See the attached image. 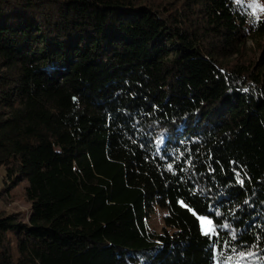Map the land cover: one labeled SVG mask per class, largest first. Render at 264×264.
<instances>
[{
  "label": "trees",
  "instance_id": "1",
  "mask_svg": "<svg viewBox=\"0 0 264 264\" xmlns=\"http://www.w3.org/2000/svg\"><path fill=\"white\" fill-rule=\"evenodd\" d=\"M247 1L0 0V264H264Z\"/></svg>",
  "mask_w": 264,
  "mask_h": 264
},
{
  "label": "rangeland",
  "instance_id": "2",
  "mask_svg": "<svg viewBox=\"0 0 264 264\" xmlns=\"http://www.w3.org/2000/svg\"><path fill=\"white\" fill-rule=\"evenodd\" d=\"M247 2L252 5L253 10L256 12L258 16L264 13V3L260 2V0H248ZM248 43L249 45L253 44L251 40H249ZM4 175H5V170L2 168L0 169V184L2 183V178ZM21 192H22V187L12 188V193H16V195L12 199L11 203L9 204L1 203V207L6 209L8 212H20L22 214V217L27 219L29 214L28 211H30V205L27 202V200L22 198ZM166 213H167L166 209L161 207H156L153 213H151L148 220L150 227L162 233L165 227V221L163 219ZM200 217L205 218L203 221L200 220L201 226H203L204 230L211 231L213 234L214 231L212 230L214 229V226L212 223L211 224L208 223V221L211 220L205 216H200Z\"/></svg>",
  "mask_w": 264,
  "mask_h": 264
},
{
  "label": "snow or ice",
  "instance_id": "3",
  "mask_svg": "<svg viewBox=\"0 0 264 264\" xmlns=\"http://www.w3.org/2000/svg\"><path fill=\"white\" fill-rule=\"evenodd\" d=\"M168 168H169V170H171L172 165L169 164V165H168ZM237 177H238V182H239L241 185H243L244 181H243V179H239V174H238V173H237ZM180 203H181L182 206H186V205H184V202H183V201H180ZM204 219H205L204 217H200V220H201V221H203ZM208 223L211 224L212 221H208ZM229 227H230V226H229L228 224H221V225H219V226H216V228H214L212 231H216V233H217V235H218V234H219L218 231H217L218 228L228 229ZM201 231H202L203 234L206 235V236L211 237V235H212V232H211V231H205L204 228H203V226L201 227ZM248 255H252V253H248ZM225 264H227V260H226Z\"/></svg>",
  "mask_w": 264,
  "mask_h": 264
},
{
  "label": "built area",
  "instance_id": "4",
  "mask_svg": "<svg viewBox=\"0 0 264 264\" xmlns=\"http://www.w3.org/2000/svg\"><path fill=\"white\" fill-rule=\"evenodd\" d=\"M0 189H1V184H0Z\"/></svg>",
  "mask_w": 264,
  "mask_h": 264
}]
</instances>
